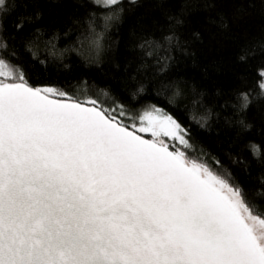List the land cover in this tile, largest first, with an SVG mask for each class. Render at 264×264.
<instances>
[{
	"label": "snow or ice",
	"instance_id": "1",
	"mask_svg": "<svg viewBox=\"0 0 264 264\" xmlns=\"http://www.w3.org/2000/svg\"><path fill=\"white\" fill-rule=\"evenodd\" d=\"M53 96L0 61V264H264V217L171 115Z\"/></svg>",
	"mask_w": 264,
	"mask_h": 264
},
{
	"label": "trees",
	"instance_id": "2",
	"mask_svg": "<svg viewBox=\"0 0 264 264\" xmlns=\"http://www.w3.org/2000/svg\"><path fill=\"white\" fill-rule=\"evenodd\" d=\"M0 59L126 125L149 104L171 115L177 147L264 217V0H3Z\"/></svg>",
	"mask_w": 264,
	"mask_h": 264
},
{
	"label": "rangeland",
	"instance_id": "3",
	"mask_svg": "<svg viewBox=\"0 0 264 264\" xmlns=\"http://www.w3.org/2000/svg\"><path fill=\"white\" fill-rule=\"evenodd\" d=\"M98 2H100L101 4H107L106 3V0H98ZM0 61H3L0 59ZM5 62V61H4ZM6 63V62H5ZM7 64V63H6ZM8 65V64H7ZM9 67V65H8ZM9 70L13 71L10 67H9ZM261 85L262 87L264 88V69L262 70V81H261ZM42 88H45V87H42ZM153 109H157L155 106L149 104V105H146L144 106L138 113L137 116H135V118L133 120H136V121H130L128 122V125L131 126L133 123H135L137 125V127L140 126L141 124V117L144 115L145 112L147 111H152ZM162 112V111H161ZM138 134H141V135H147L150 133H138ZM152 138V137H151ZM167 137H163V139L165 140ZM186 138V137H185ZM166 141V140H165Z\"/></svg>",
	"mask_w": 264,
	"mask_h": 264
},
{
	"label": "water",
	"instance_id": "4",
	"mask_svg": "<svg viewBox=\"0 0 264 264\" xmlns=\"http://www.w3.org/2000/svg\"><path fill=\"white\" fill-rule=\"evenodd\" d=\"M50 98H52V99H56V98H54V97H50Z\"/></svg>",
	"mask_w": 264,
	"mask_h": 264
},
{
	"label": "bare ground",
	"instance_id": "5",
	"mask_svg": "<svg viewBox=\"0 0 264 264\" xmlns=\"http://www.w3.org/2000/svg\"><path fill=\"white\" fill-rule=\"evenodd\" d=\"M149 137L151 136V135H149V134H147ZM146 139V138H145Z\"/></svg>",
	"mask_w": 264,
	"mask_h": 264
}]
</instances>
